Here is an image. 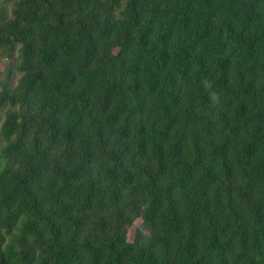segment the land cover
<instances>
[{
  "label": "trees",
  "instance_id": "1",
  "mask_svg": "<svg viewBox=\"0 0 264 264\" xmlns=\"http://www.w3.org/2000/svg\"><path fill=\"white\" fill-rule=\"evenodd\" d=\"M0 66V264H264V0H0Z\"/></svg>",
  "mask_w": 264,
  "mask_h": 264
},
{
  "label": "rangeland",
  "instance_id": "2",
  "mask_svg": "<svg viewBox=\"0 0 264 264\" xmlns=\"http://www.w3.org/2000/svg\"><path fill=\"white\" fill-rule=\"evenodd\" d=\"M2 66V65H1ZM1 66H0V68H1Z\"/></svg>",
  "mask_w": 264,
  "mask_h": 264
}]
</instances>
